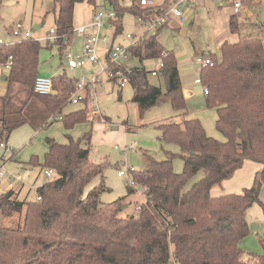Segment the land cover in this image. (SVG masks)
I'll return each instance as SVG.
<instances>
[{
	"label": "trees",
	"instance_id": "16d2710c",
	"mask_svg": "<svg viewBox=\"0 0 264 264\" xmlns=\"http://www.w3.org/2000/svg\"><path fill=\"white\" fill-rule=\"evenodd\" d=\"M106 1L112 8L109 10L114 11V17L108 19L111 28L107 25L113 30V40L122 31L126 11L151 21L175 0H150L153 5L130 0L128 6L124 0ZM228 1L232 6L234 0ZM82 2L91 6L93 14L99 11L95 9L96 0H54L56 39L43 38L57 44L60 54L76 35L74 10ZM250 3L242 1L243 6ZM167 23L159 25L155 33H141L138 42L126 46L140 64L122 66L120 70L132 89L131 100L141 113L163 100L187 113L176 53L159 39ZM228 27L239 34V39L222 41L219 55L202 54V59L210 58L212 63L201 65L198 74L202 89L207 90L206 104L216 111L215 127L225 140L208 136L197 118L157 124L159 140L179 146L182 170L176 172L173 168L174 153L166 152L163 159L145 154L147 166L133 170L130 178L141 187L144 201L135 214L123 217L124 197L111 202L100 200L107 189L103 182L83 192L91 179L109 165L90 157L92 128L77 139L66 133L67 142L46 137L47 150L42 157L33 154L25 162L40 171H53L51 179L46 177L36 187V198L27 199L29 190L23 198L13 189L0 193L2 216L22 215L17 226H0V264H264V253L249 252L244 258L239 246L249 232L246 211L252 203H261L259 185L264 179V31L260 26L243 29L239 12L229 15ZM41 48L39 40L32 37L0 44V63L9 55L13 59L5 80L23 86L25 91L24 101L15 111L7 110L13 97L8 93L0 96V142L5 145L13 130L30 123L23 112L37 106L42 108L39 115L46 112L38 120L43 128L55 121L66 130L88 122L86 116L92 107L89 87L78 108L64 111L78 78L63 71L51 77L50 93L35 92ZM162 53L166 55L156 76L164 78V90L149 81L150 69L142 64ZM245 160L263 164L252 186L242 193L211 196V187L229 178ZM198 171H203L202 177L184 190ZM129 189V193L134 190Z\"/></svg>",
	"mask_w": 264,
	"mask_h": 264
},
{
	"label": "rangeland",
	"instance_id": "374dc122",
	"mask_svg": "<svg viewBox=\"0 0 264 264\" xmlns=\"http://www.w3.org/2000/svg\"><path fill=\"white\" fill-rule=\"evenodd\" d=\"M154 1L160 2L161 0ZM130 2V0H124L123 4L128 6ZM95 9L109 10L112 8L106 0H96ZM246 9L247 12L242 6L239 12V23L243 29L260 26L264 31V0H251ZM91 10V6L87 2L77 5L74 10L75 25H78L80 20L85 24ZM181 10L185 19L177 23L179 18L172 16L160 32L159 39L165 48L176 53L183 90L190 93L185 98L187 113L183 114L181 110L173 109L168 100H163L141 113L137 105L131 100V87L127 85L120 89L114 81L108 79L105 72L101 71L102 67L107 64V50L101 42L97 46V62L87 63L82 67L68 68L66 53L70 52L73 55L79 53L82 38L74 35L71 44L64 49L62 54H60L57 44H49L46 39L42 38L46 36L50 28L55 27L54 0H0V40L4 43H15L19 40V37L14 36L9 31L10 26L19 22L22 23L23 29L30 30L32 38L38 39L42 46L39 52V76L51 78L64 71L72 78H79L84 75L88 80L93 74L99 73L100 81L95 85L89 84V90L90 99L95 98V105L104 121L94 119L92 122L76 124L71 134L77 139L88 129L89 123L92 124L89 144L90 157L96 161H107L109 165L101 174H97L91 179L84 187L83 192L86 194L88 190L103 182L107 189L101 193L100 200L111 202L119 197H124L123 204H126L127 207L125 211L120 213V216L123 217L128 213L135 214L137 212L136 207L144 201L141 187L135 184L129 185L131 172L127 169H144L147 166L145 154H150L156 159H163L166 157V152L174 153L176 156L173 159V168L176 172L182 170L183 162L177 155L180 152L179 146L173 141L159 140V130L156 127L158 122H178L185 118H197L208 136L221 141L225 140V136L215 127L216 111L207 106L203 89L200 83L195 82V80L199 79L202 54L210 52L219 55L218 44L224 40L235 42L239 39V34L231 32L228 27V18L232 11L231 6L224 0H222L221 5L214 0H189V7L182 6ZM145 30L146 27L141 19L126 11L122 16V31L113 40V30L107 25L101 28L100 35H106L109 42L119 43L126 47L130 44V40L126 38L127 34L138 36ZM124 64L130 67L140 64V62L136 58L130 57ZM142 64L147 69L155 67L153 60H145ZM0 67V94L8 93L13 97L7 110H18L24 101V88L19 84H8L5 79H1L6 70L1 63ZM148 79L152 84L165 89L163 77L149 74ZM119 91L121 99L118 98ZM70 104L75 107L80 106L79 103ZM41 109L37 106L33 110L23 112V114H27V118L30 117L29 122L38 128V132L28 138V144L23 146L24 140L19 141L21 143L16 147L7 143L10 148L18 151V154L14 160L9 159L5 163V175L0 177V193L5 191L7 184L11 183L12 188L16 189L22 184L30 185L37 176L36 183L26 195L27 199L36 198L35 189L46 180V176L43 170L40 171L39 168L33 166L29 167L24 162L30 159L31 153L40 155L45 150V136H52L58 142H67L60 121H55L47 127L41 128L42 123H38L39 117L46 114L44 112V114L39 115ZM30 123H25L24 127L32 129ZM131 145L133 146L132 150L128 149ZM30 147L33 148L28 151L27 149ZM1 151L4 152L0 147V155L2 154ZM7 156L9 154L5 155V157ZM262 169L263 164L245 160L229 178L220 184L213 185L210 189V195L242 193L245 188L252 186L256 173ZM119 170L124 171V174L118 175ZM9 174H21V179L15 180L9 177ZM202 175L203 171H198L188 180L184 190L188 189ZM129 188L134 190L129 193ZM24 196L25 194H21L19 198ZM259 199L261 203H252L246 211L249 232L239 242V246L244 250V258L248 257L249 252L264 253V179L259 185ZM21 220L22 215L18 213L9 216L0 214V226L14 227L21 223Z\"/></svg>",
	"mask_w": 264,
	"mask_h": 264
},
{
	"label": "built area",
	"instance_id": "2783aa9c",
	"mask_svg": "<svg viewBox=\"0 0 264 264\" xmlns=\"http://www.w3.org/2000/svg\"><path fill=\"white\" fill-rule=\"evenodd\" d=\"M222 3V0H214ZM225 1V0H224ZM242 1L243 0H234L232 4V9L234 13H238L242 9ZM140 4L142 5H153L154 2L150 0H140ZM188 6L189 0H175L163 13L154 17L151 21L142 20L143 25L146 27L147 32L155 33L157 31V27L164 22H168L172 16L178 17L179 21L184 20V15L182 14L181 7ZM114 17V11L112 10H99L95 12L87 23L80 24L76 26L74 32L77 37L82 38L81 51L75 55L70 52L66 53L67 58V66L69 68L82 67L87 63H94L98 61L97 55V46L98 43L101 42L106 51L107 64L102 67L101 71L105 72L107 77L110 79H115L119 88H124L128 85L127 77L121 72L120 67L125 66L124 62L127 61L131 55L128 51L127 47H124L120 44H113L108 41V37L106 35H100L101 28L105 25H108L111 28V25L108 22L109 18ZM144 31V32H145ZM11 34L16 37H19V40L22 38L31 37V31L27 29H23L21 23H17L11 29ZM140 35H130L127 34L126 37L130 40V44H134L139 41ZM48 40L56 39L55 29L54 27L50 28L46 37ZM0 40V44H2ZM165 53H162L160 57L153 59L155 67L150 69V74L152 76H156L159 69L163 65V58L165 57ZM12 56L9 55L2 66L4 70L9 71L12 65ZM212 61L210 58H205L200 60V66L205 64H211ZM126 67V66H125ZM100 81L99 73L93 74L90 79H86L84 75H81L78 78V81L75 84L74 90L72 91L69 102L76 104L82 100L84 97L83 92H85L86 88L89 87V84L95 85ZM195 82L199 83V79H196ZM34 90L38 94H48L52 90V81L49 77L37 76L34 81ZM204 93H207V90H203ZM95 98L91 99V109L88 111L86 119L89 122H92L94 119H99L104 121L103 116L97 110L95 105ZM0 147L5 150L6 153H11L12 148L8 145H5L3 142H0ZM128 149H133L131 145ZM5 161H2L0 164V177L5 175ZM129 172H132L133 168L127 169ZM44 173L47 178L51 179L53 177V171L51 169L44 170ZM124 171L119 170L118 175H123ZM15 180L21 179V174H9ZM133 184L130 179V185Z\"/></svg>",
	"mask_w": 264,
	"mask_h": 264
},
{
	"label": "crops",
	"instance_id": "0c3cea01",
	"mask_svg": "<svg viewBox=\"0 0 264 264\" xmlns=\"http://www.w3.org/2000/svg\"><path fill=\"white\" fill-rule=\"evenodd\" d=\"M226 1V3H228L230 6H231V4H230V1H228V0H225ZM222 3H219V5H221ZM77 5H79V4H77ZM76 5V6H77ZM75 6V7H76ZM246 7H247V5H245V6H243V9L245 10V12H247L248 10L246 9ZM92 9V8H91ZM231 9H232V6H231ZM243 10V11H244ZM93 12H94V10L92 9L91 10V13H90V15L88 16V20L91 18V16H92V14H93ZM233 12V9H232V11H231V13ZM230 13V14H231ZM229 14V15H230ZM184 19H185V15H184ZM178 20V19H177ZM81 22L78 24V25H80V24H83L82 22V20H80ZM177 23H180V22H182V21H176ZM75 24V23H74ZM78 25H76V26H78ZM47 34V33H46ZM31 37H32V35H31ZM43 38V37H42ZM225 41V40H224ZM219 45V44H218ZM1 68V67H0ZM7 73H8V71H5L4 72V75H2L1 76V79H2V77L4 76V77H6V75H7ZM39 76V75H38ZM109 79V78H108ZM110 80V79H109ZM117 84V83H116ZM118 85V84H117ZM121 89V88H120ZM184 94H185V97H188L189 95H190V93L188 92V91H184ZM1 95H3V94H0V96ZM76 108H78V106H71V104L69 103V105H67L66 106V108L64 109V111L65 112H69V111H71V110H74V109H76ZM107 118V117H106ZM160 122H158V124H159ZM25 126V124L24 125H22V126H20V127H18V128H16L15 130H13L12 131V133H11V135H10V137H9V139H8V141H7V143L9 144V145H15L14 147H16V145H20V143L23 141V146H25V144H28L27 143V141H28V138H30V137H32V136H34L35 135V133L36 132H38L37 130H38V128L37 127H34L33 125H30L31 126V128L32 129H27L26 127H24ZM43 125H41V127H42ZM75 127V126H74ZM73 127V128H74ZM43 128V127H42ZM73 128H71V129H68V130H66L65 128H63L64 129V137H65V139H66V141H67V137H66V133L67 134H70L71 136H72V134H71V131L73 130ZM90 128H92V125L90 126V123H89V126H88V129H90ZM40 129V128H39ZM88 129H86L85 131H87ZM17 137H20V138H18L17 139ZM46 137H51V138H54V137H52V136H45V138ZM73 137V136H72ZM45 138H44V140H45ZM74 138V137H73ZM55 139V138H54ZM75 139V138H74ZM19 141H21V142H19ZM18 142V143H17ZM31 142V141H30ZM30 142H29V144H30ZM45 142V141H44ZM12 145V146H13ZM45 150H43V152H41V156L40 155H38L39 156V158H41L42 157V155H43V153L47 150V143L45 142ZM32 148L33 147H30L29 149H27L28 151H30V150H32ZM1 149H3V148H1ZM132 150V149H131ZM3 151H5L4 149H3ZM2 152V151H1ZM4 152H2V154H3ZM2 154L0 155V164H1V162H2V159H4V161H5V163L9 160V159H11V160H14V158L17 156V154H18V151H16V150H14L13 148H12V152L11 153H6V154H9V156H7V157H4V158H1V156H2ZM5 154V155H6ZM34 153H31V155H33ZM11 155H13V158H11L10 156ZM26 159V161H27V158H25ZM25 161V160H24ZM22 162V161H21ZM25 163V162H24ZM40 173V172H39ZM9 177H12V176H9ZM13 178V177H12ZM14 179V178H13ZM36 181H37V176L34 178V181L32 182V183H30V185H20L19 187H17L16 189H14V188H12V185H11V183L10 184H7L6 185V188H5V190H7V189H13L14 190V192H16V193H18V197H19V195H21V194H25L28 190L30 191L31 190V188H33V184H35L36 183ZM39 186V185H38ZM126 207H127V205H126ZM126 207H125V209H126Z\"/></svg>",
	"mask_w": 264,
	"mask_h": 264
},
{
	"label": "water",
	"instance_id": "95a60500",
	"mask_svg": "<svg viewBox=\"0 0 264 264\" xmlns=\"http://www.w3.org/2000/svg\"><path fill=\"white\" fill-rule=\"evenodd\" d=\"M2 79H5V77L3 76ZM126 207V204H122L121 208L124 209Z\"/></svg>",
	"mask_w": 264,
	"mask_h": 264
}]
</instances>
